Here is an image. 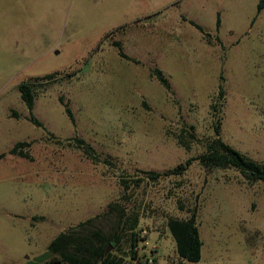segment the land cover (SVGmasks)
<instances>
[{"label":"rangeland","instance_id":"obj_1","mask_svg":"<svg viewBox=\"0 0 264 264\" xmlns=\"http://www.w3.org/2000/svg\"><path fill=\"white\" fill-rule=\"evenodd\" d=\"M257 3L0 0V264H43L55 234L110 202L138 214L141 240L125 264H192L177 257L166 227L192 209L202 242L194 264H264V182L198 159L218 123L225 143L264 162V0L258 12ZM189 20L221 44H207ZM114 40L138 63L120 57ZM154 67L171 93L150 76ZM22 81L35 83L30 112L41 126L27 118ZM18 141H29L28 158L8 152ZM186 159L181 173L145 177Z\"/></svg>","mask_w":264,"mask_h":264},{"label":"trees","instance_id":"obj_2","mask_svg":"<svg viewBox=\"0 0 264 264\" xmlns=\"http://www.w3.org/2000/svg\"><path fill=\"white\" fill-rule=\"evenodd\" d=\"M263 0H258L257 12L262 8ZM189 23L200 31L207 44H221L219 37L216 35L214 39L210 38V34L204 31L201 25L189 20ZM216 29L219 26V16L217 14L215 21ZM113 32L106 33L105 36L111 35ZM111 44L117 49L118 55L128 61L138 63L134 58L123 53L119 41H112ZM150 76L154 77L166 90L171 93V87L163 75L162 71L157 67L149 69ZM53 74H46L42 77H35L34 80L48 79ZM220 80L222 77L220 76ZM34 82L22 81L17 84L19 96L27 109L29 110L28 119L35 125L41 126V122L37 120L30 112L34 101ZM223 88L219 81L217 92L214 99L209 104V108L213 112H219L222 105ZM62 103L61 97H58ZM64 110L71 121L72 115L68 107L64 104ZM214 137L205 143L204 151L198 156L199 162L206 167L213 168H234L244 180L248 182L262 181L264 182V162H259L235 148L225 143L219 135V125H213ZM186 134L192 136L186 131ZM178 143L185 146L184 140L177 138ZM76 142L82 144L84 150L89 147L83 144L82 139H76ZM29 141H18L8 150L10 154L19 157L28 158L29 154L23 148L28 146ZM99 159V156L96 157ZM190 163V159H186L184 163H178L174 168L163 173L153 170L144 171L145 177L149 180H155L161 174H177L181 173ZM140 179L134 181L137 182ZM125 182V181H123ZM186 218L168 217L166 227L171 234L175 252L179 259L185 260L192 264L196 263L200 258L201 239L196 224L195 210H189ZM42 218V217H40ZM138 214L128 213L124 206L117 202L107 204V209H103L100 213L85 218L77 222L73 226L62 229L55 234L47 243L46 249L52 254L51 257L43 264H53L55 262L67 264H125L127 258L135 259L137 252V243L139 232L137 231ZM109 244L111 249L104 255L103 251ZM137 264H149L146 261L137 260Z\"/></svg>","mask_w":264,"mask_h":264},{"label":"water","instance_id":"obj_3","mask_svg":"<svg viewBox=\"0 0 264 264\" xmlns=\"http://www.w3.org/2000/svg\"><path fill=\"white\" fill-rule=\"evenodd\" d=\"M110 249H111V246L109 244H107L104 251H103V254L105 255Z\"/></svg>","mask_w":264,"mask_h":264},{"label":"crops","instance_id":"obj_4","mask_svg":"<svg viewBox=\"0 0 264 264\" xmlns=\"http://www.w3.org/2000/svg\"><path fill=\"white\" fill-rule=\"evenodd\" d=\"M48 254H49V258H50L52 254H51L49 251H48ZM49 258H48V259H49ZM53 264H67V263L55 262V263H53Z\"/></svg>","mask_w":264,"mask_h":264},{"label":"built area","instance_id":"obj_5","mask_svg":"<svg viewBox=\"0 0 264 264\" xmlns=\"http://www.w3.org/2000/svg\"><path fill=\"white\" fill-rule=\"evenodd\" d=\"M148 262H150V260H148Z\"/></svg>","mask_w":264,"mask_h":264}]
</instances>
